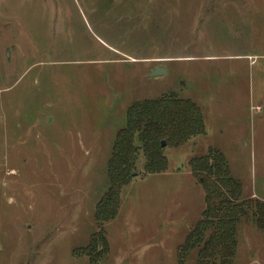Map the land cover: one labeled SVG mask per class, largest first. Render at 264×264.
Returning <instances> with one entry per match:
<instances>
[{
    "label": "rangeland",
    "instance_id": "rangeland-1",
    "mask_svg": "<svg viewBox=\"0 0 264 264\" xmlns=\"http://www.w3.org/2000/svg\"><path fill=\"white\" fill-rule=\"evenodd\" d=\"M170 93L204 132L167 144L162 173L140 158L112 183L128 108ZM211 149L264 203V0H0V264H90L97 233L100 264H197L182 253L205 208L189 163ZM230 264H264L254 222Z\"/></svg>",
    "mask_w": 264,
    "mask_h": 264
},
{
    "label": "trees",
    "instance_id": "trees-1",
    "mask_svg": "<svg viewBox=\"0 0 264 264\" xmlns=\"http://www.w3.org/2000/svg\"><path fill=\"white\" fill-rule=\"evenodd\" d=\"M199 107L175 93L134 102L126 112L125 126L117 133L107 172L109 180L126 184L140 158L146 160L144 173L156 175L167 169L162 142L180 145L204 132ZM194 176L201 179L205 208L199 222L188 235L182 249L197 252V264H230L237 251L240 225L252 221L264 234V203L248 199L239 180L232 177L222 152L211 149L189 163ZM105 200V199H104ZM106 202V200H105ZM111 217L118 203L110 199ZM103 217L104 211H96ZM101 219V218H100ZM109 254L107 238L95 234L82 256L90 264H100Z\"/></svg>",
    "mask_w": 264,
    "mask_h": 264
},
{
    "label": "water",
    "instance_id": "water-1",
    "mask_svg": "<svg viewBox=\"0 0 264 264\" xmlns=\"http://www.w3.org/2000/svg\"><path fill=\"white\" fill-rule=\"evenodd\" d=\"M166 72H164L162 69L157 68L156 72L154 74H152L151 78H155V77H162L163 75H165ZM167 145L166 142H162V148H165ZM137 174H133L132 177H136Z\"/></svg>",
    "mask_w": 264,
    "mask_h": 264
},
{
    "label": "built area",
    "instance_id": "built-area-1",
    "mask_svg": "<svg viewBox=\"0 0 264 264\" xmlns=\"http://www.w3.org/2000/svg\"><path fill=\"white\" fill-rule=\"evenodd\" d=\"M257 110H260V108H257Z\"/></svg>",
    "mask_w": 264,
    "mask_h": 264
}]
</instances>
